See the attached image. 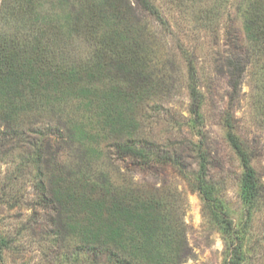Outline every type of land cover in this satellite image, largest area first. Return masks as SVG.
Here are the masks:
<instances>
[{"label": "rangeland", "instance_id": "obj_1", "mask_svg": "<svg viewBox=\"0 0 264 264\" xmlns=\"http://www.w3.org/2000/svg\"><path fill=\"white\" fill-rule=\"evenodd\" d=\"M131 1L145 51L138 66L151 77L139 93L113 98L123 79L96 77L85 100L75 90L45 89L50 96L33 104L29 88L0 86V103H14L18 114L11 127L0 119V264H114L117 254L137 264H264V33L247 27L250 0H152L161 19ZM16 4L0 0V30L32 27ZM36 7L39 25L46 11L52 26L71 20L70 5ZM90 46L77 39L75 62ZM191 66L201 123L191 111ZM232 135L260 183L252 204L243 199L245 169ZM133 146L141 154L132 155ZM51 152L57 162L51 155L38 163L39 153ZM97 180L110 192L117 190L110 183L157 189L169 217L157 237L137 239L141 208L95 211L89 184ZM75 186L84 199H75Z\"/></svg>", "mask_w": 264, "mask_h": 264}, {"label": "trees", "instance_id": "obj_2", "mask_svg": "<svg viewBox=\"0 0 264 264\" xmlns=\"http://www.w3.org/2000/svg\"><path fill=\"white\" fill-rule=\"evenodd\" d=\"M37 1L39 0H14L18 3L14 5V9L21 14H27L32 21V27L29 30L26 32L17 30L15 33L0 30V86H7L9 91L13 87L25 91L29 88L27 99L34 104L41 101L43 97L50 96L42 94L45 89L63 93L75 90L80 94L78 97L85 100L86 96L81 94L86 95L85 91L91 90L90 87L97 78L106 83L108 78L113 81L121 77L122 82L118 80L121 83L120 86L110 93L113 98L119 97V99L127 98L131 93L134 96V92L139 93L141 84L149 82L151 77H146L143 69L138 66V58L145 51L144 43L139 39L140 32L136 35L139 23L135 19V7L131 0H52L62 6H71L69 12L71 20L67 27L61 26L58 22V25L52 26L53 23L49 20L52 13L48 11L43 12L45 24L39 25L37 23L39 19ZM135 2L142 10L161 19L160 12L152 0H135ZM36 12L37 15L34 19L33 15ZM247 14V27L250 30L257 27L261 33H264V0H250ZM77 39L90 42L92 52L86 56H80L75 62ZM190 75L192 83L191 111L195 116V121L201 123L202 94L197 86L196 70L193 66H191ZM126 82L129 85H124ZM21 96L22 98L26 97L23 94ZM105 97H108L107 91H105ZM14 105V103L10 105L4 101L0 103V119L8 127H11L12 122L18 117ZM32 109L30 108V111ZM231 141L237 149L245 169L242 181L243 199L247 204H252L260 191L257 173L239 140L232 135ZM129 150L132 155L141 154V151L135 146ZM56 153L51 152L47 159L39 153L38 163H42V159L51 163V155L52 159L57 162ZM202 168L204 170L205 166L203 165ZM77 182L75 185H78ZM106 185L105 182L99 181L98 183V180L97 183L89 184L92 192L90 195L94 198L93 201H96L93 204V207L96 206L95 211L98 210L99 214H103L107 204L109 206L116 205L117 207L113 211L120 212V215L133 212L134 209L139 212L141 208V215L136 221L138 222L136 234L139 235L137 239L156 238L158 231H161V227H158L160 219L163 221L165 218L166 221V217H168L167 213L165 216L163 212L165 207L162 206V199L158 195L157 189L150 187L124 189L110 183V189H117L110 192ZM205 185L202 178L200 189L204 192L207 201L210 202L211 195ZM77 189L75 186V199H84L81 198L83 195L78 194ZM120 215L110 217L112 225L119 221ZM169 227L173 229L171 224ZM173 232L177 235L179 231L173 230ZM168 233L165 228L164 235L166 237ZM168 238L173 240V236ZM5 243L4 238L0 236V258L3 257ZM110 260L114 264H137L125 254L112 255Z\"/></svg>", "mask_w": 264, "mask_h": 264}]
</instances>
